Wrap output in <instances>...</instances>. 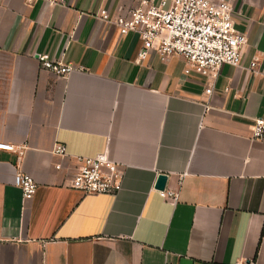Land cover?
Here are the masks:
<instances>
[{"label":"crops","instance_id":"obj_1","mask_svg":"<svg viewBox=\"0 0 264 264\" xmlns=\"http://www.w3.org/2000/svg\"><path fill=\"white\" fill-rule=\"evenodd\" d=\"M225 1L246 44L213 77L155 51L135 62L141 40L110 20L138 0H0V143L23 147L0 150V264H264V134L251 133L264 121V0ZM37 55L84 72L54 76ZM101 153L122 165L121 190L71 189L74 158ZM17 172L37 185L26 203Z\"/></svg>","mask_w":264,"mask_h":264},{"label":"built area","instance_id":"obj_2","mask_svg":"<svg viewBox=\"0 0 264 264\" xmlns=\"http://www.w3.org/2000/svg\"><path fill=\"white\" fill-rule=\"evenodd\" d=\"M50 6H63L65 0H45ZM99 16L106 18L101 10ZM121 35L133 33L141 40V48L136 63L145 61L151 51L162 60L171 57L182 58L196 73L209 72L216 76L220 67H238L241 51L246 44L244 34L234 30L231 7L225 0H138L136 7L125 15L110 20ZM39 66L54 76L65 77L72 72H84L81 67L63 64L60 60L49 59L46 55L36 56ZM255 62L250 64L254 69ZM212 86L206 89L210 94ZM252 138L260 139L264 134V121L255 120ZM14 147L0 143V150L17 151ZM54 153L64 156V148L56 145ZM75 169L70 180V188L83 195H116L122 187L123 167L111 161L106 153L94 157H75ZM55 169L59 170L60 165ZM13 186L20 190L23 203L29 201L37 188L32 176L17 172L13 176ZM165 202L174 205L178 200L176 190H156ZM247 264H255L253 261Z\"/></svg>","mask_w":264,"mask_h":264},{"label":"water","instance_id":"obj_3","mask_svg":"<svg viewBox=\"0 0 264 264\" xmlns=\"http://www.w3.org/2000/svg\"><path fill=\"white\" fill-rule=\"evenodd\" d=\"M168 176L165 174H158L155 180L154 188L156 190H164L166 188Z\"/></svg>","mask_w":264,"mask_h":264}]
</instances>
